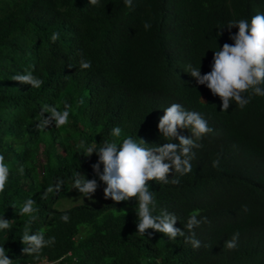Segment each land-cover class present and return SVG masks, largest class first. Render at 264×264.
<instances>
[{"label": "trees", "instance_id": "1", "mask_svg": "<svg viewBox=\"0 0 264 264\" xmlns=\"http://www.w3.org/2000/svg\"><path fill=\"white\" fill-rule=\"evenodd\" d=\"M258 13L264 0H133L132 8L124 0L96 6L88 0H0V154L10 168L0 217L11 221L10 229L0 230V246L13 264H264V96H252L243 109L231 101L220 111V98L188 73L189 66L210 72L214 51L234 43L229 36L238 28L228 29L229 22ZM54 32L59 39L52 42ZM81 60L91 61V69H81ZM28 71L43 81L40 88L11 79ZM64 103L71 106L69 123L38 132L37 113L46 105L63 110ZM172 103L198 112L213 131L196 141L203 146L192 149L191 172L168 174L178 185L153 180L148 186L153 214H174L185 235L195 210L197 219L207 218L193 229L198 249L152 229L138 235L134 198L131 205L109 198L101 207H54L72 195L76 172L101 183L92 169L98 156H83L81 141L97 148L127 137L147 148L178 143L157 128ZM116 126L119 138L110 135ZM177 131L193 138L188 129ZM58 178L65 182L60 192L44 198ZM28 198L38 209L30 225V217L17 214ZM26 228L55 243L39 257L25 255L20 238ZM234 233L237 247L229 250L225 243Z\"/></svg>", "mask_w": 264, "mask_h": 264}, {"label": "clouds", "instance_id": "2", "mask_svg": "<svg viewBox=\"0 0 264 264\" xmlns=\"http://www.w3.org/2000/svg\"><path fill=\"white\" fill-rule=\"evenodd\" d=\"M98 3L99 0H88V4L91 6H96ZM124 3L128 8L133 7V0H124ZM143 26L145 30L151 28V24L148 22H145ZM232 27L238 28L234 35L229 36V39L234 43L231 45L225 43L218 51H214L211 71L201 75L199 69L190 66V71H188L195 78L197 84L205 85L212 95L220 98V111H227L231 101H235L236 105L243 109L250 102L252 96H264V88L261 87L264 85V13L254 15L250 21L246 19L230 21L227 28L231 29ZM217 35L220 33L218 32ZM50 39L52 42L57 41L59 33L54 32ZM91 67V61L81 60V69L87 70ZM11 79L37 89L43 84V81L35 77L31 71L13 75ZM245 93H249L247 98ZM70 108L68 103H64L63 110H59V106H44L34 117L36 130L38 132L45 131L53 124L56 129L66 126L69 123ZM163 112L164 114L157 125L158 131L165 140L171 141L175 138L178 143L168 142L163 146L147 148L142 146L145 144L142 139H139L138 143L132 137H127L119 144L116 140L111 142L106 140L102 146L97 148L95 144L85 146V143L81 141L78 148L83 149V156L90 157L94 152L98 156L92 169L101 183L98 185L95 179H86L84 175L76 172L72 188L79 191L82 199H91L101 184L106 185L103 189V196L107 201L110 198L115 203L126 201L131 205L128 200L134 198L137 201L135 211L138 219L136 225L138 235L144 236L146 230L152 229L155 232L163 233L168 240H175L178 236L184 237L186 243H190L194 249H198L201 242L195 238L193 229L202 222H207V218L197 219L199 210H195L187 219L185 228L188 235H185L184 230L175 227L178 218L174 214L166 210H162L159 215L153 214L156 200L153 192L149 189L148 181L154 180L163 184L170 182L178 185L179 179L173 178L169 181L168 174L174 171L183 176L191 172L193 170L191 161L195 157L192 149L203 146L196 141L212 132L213 129L208 126L207 121L198 112L185 110L179 103H172ZM45 113L48 114L47 117L44 116ZM178 129H188L193 138L179 136ZM121 132V128L116 126L113 127L110 135L119 138ZM101 164L103 165L102 172ZM218 164L219 160L213 161V167H217ZM19 171L23 173V166ZM9 175L10 168L5 163L4 155L0 154V192L5 190ZM64 183L62 179L58 178L54 186H49L44 190L43 197L47 198L49 193H59ZM35 203L34 199L28 198L18 209L19 216L30 217L29 225L37 219L38 209L34 206ZM121 207L126 208L125 205H121ZM69 219L67 214L61 216V220L65 223ZM10 228L11 221L0 217V230ZM148 235L151 236V233ZM238 237L239 233H234L231 240L226 241L225 246L229 250L235 249ZM20 242L25 245L22 249L25 255L39 257L43 248L55 243V237L45 239L43 231L29 234V230L26 228ZM65 255L70 254L66 252ZM0 264H13L3 246H0ZM39 264L52 263L41 262Z\"/></svg>", "mask_w": 264, "mask_h": 264}, {"label": "rangeland", "instance_id": "3", "mask_svg": "<svg viewBox=\"0 0 264 264\" xmlns=\"http://www.w3.org/2000/svg\"><path fill=\"white\" fill-rule=\"evenodd\" d=\"M90 179H95L98 184V180L93 176ZM103 189L104 186L101 184L100 186L97 187L95 193L92 195L91 199L88 198H81L80 193L75 191V188H72V186L69 185V191L72 192V195H66L64 194L60 200H58L55 204L54 207L57 210H65V209H71L77 206H83V207H101L104 206L107 199L104 198L103 196ZM120 209H123L121 207Z\"/></svg>", "mask_w": 264, "mask_h": 264}]
</instances>
